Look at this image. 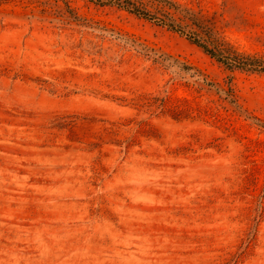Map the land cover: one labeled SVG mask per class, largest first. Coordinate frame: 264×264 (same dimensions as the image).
<instances>
[{"label": "rangeland", "instance_id": "374dc122", "mask_svg": "<svg viewBox=\"0 0 264 264\" xmlns=\"http://www.w3.org/2000/svg\"><path fill=\"white\" fill-rule=\"evenodd\" d=\"M168 1L264 58V0ZM193 36L0 0V264H264V72Z\"/></svg>", "mask_w": 264, "mask_h": 264}, {"label": "trees", "instance_id": "16d2710c", "mask_svg": "<svg viewBox=\"0 0 264 264\" xmlns=\"http://www.w3.org/2000/svg\"><path fill=\"white\" fill-rule=\"evenodd\" d=\"M99 5H111L125 9L139 17L157 20L170 29L184 33L187 28L194 36L189 39L224 64L228 69L264 72V58L255 54L237 51L222 40L212 30L207 20L197 14L187 12L182 17H174L166 7L175 5L168 0H89ZM158 15V16H157Z\"/></svg>", "mask_w": 264, "mask_h": 264}]
</instances>
